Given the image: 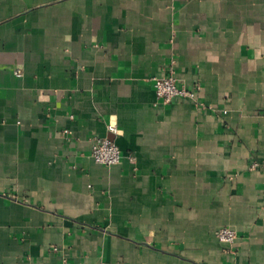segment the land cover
<instances>
[{"label": "crops", "instance_id": "crops-1", "mask_svg": "<svg viewBox=\"0 0 264 264\" xmlns=\"http://www.w3.org/2000/svg\"><path fill=\"white\" fill-rule=\"evenodd\" d=\"M0 264H264V0H0Z\"/></svg>", "mask_w": 264, "mask_h": 264}, {"label": "built area", "instance_id": "built-area-1", "mask_svg": "<svg viewBox=\"0 0 264 264\" xmlns=\"http://www.w3.org/2000/svg\"><path fill=\"white\" fill-rule=\"evenodd\" d=\"M174 62L168 70V74L162 77L154 78V87L158 100H161L163 104L168 105L176 99H186L195 103H198V91L199 87L188 88L184 84H181L178 80L177 73L174 68ZM18 76L21 75L20 71H17ZM109 131L112 133H118V130L114 126H109ZM70 134L69 131L65 132ZM91 157L100 165L113 167L121 164L122 154L119 147L109 138L94 137L91 145ZM259 166L258 163L252 164V169ZM216 238L219 243L226 245L229 248V252L235 253V243L238 239L236 230L224 227L216 232Z\"/></svg>", "mask_w": 264, "mask_h": 264}]
</instances>
